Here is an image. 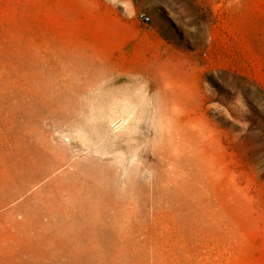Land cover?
Segmentation results:
<instances>
[{"label":"rangeland","instance_id":"374dc122","mask_svg":"<svg viewBox=\"0 0 264 264\" xmlns=\"http://www.w3.org/2000/svg\"><path fill=\"white\" fill-rule=\"evenodd\" d=\"M0 264H264V0H0Z\"/></svg>","mask_w":264,"mask_h":264},{"label":"built area","instance_id":"2783aa9c","mask_svg":"<svg viewBox=\"0 0 264 264\" xmlns=\"http://www.w3.org/2000/svg\"><path fill=\"white\" fill-rule=\"evenodd\" d=\"M141 18L145 21V22H149L150 21V16L147 13H142L141 14Z\"/></svg>","mask_w":264,"mask_h":264},{"label":"trees","instance_id":"16d2710c","mask_svg":"<svg viewBox=\"0 0 264 264\" xmlns=\"http://www.w3.org/2000/svg\"><path fill=\"white\" fill-rule=\"evenodd\" d=\"M255 84H257L258 85V83L256 82V81H253ZM259 86V85H258Z\"/></svg>","mask_w":264,"mask_h":264}]
</instances>
